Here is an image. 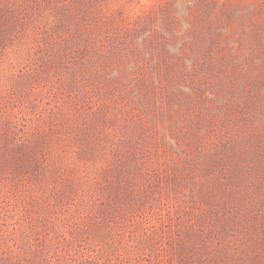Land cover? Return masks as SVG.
Wrapping results in <instances>:
<instances>
[{
    "label": "rangeland",
    "instance_id": "obj_1",
    "mask_svg": "<svg viewBox=\"0 0 264 264\" xmlns=\"http://www.w3.org/2000/svg\"><path fill=\"white\" fill-rule=\"evenodd\" d=\"M0 264H264V0H0Z\"/></svg>",
    "mask_w": 264,
    "mask_h": 264
}]
</instances>
